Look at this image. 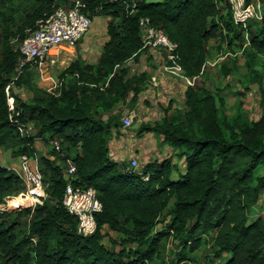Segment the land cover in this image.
I'll use <instances>...</instances> for the list:
<instances>
[{
	"label": "trees",
	"instance_id": "1",
	"mask_svg": "<svg viewBox=\"0 0 264 264\" xmlns=\"http://www.w3.org/2000/svg\"><path fill=\"white\" fill-rule=\"evenodd\" d=\"M62 1L67 0H36L37 6L16 31L3 18L0 144L13 138L17 157L26 153L38 158L46 195L33 207L0 211V264H154L163 241L172 238L183 251H193L206 241V234H211L213 256L223 257L220 264H264V216L249 217L264 191L261 85L262 112L255 119L241 107L228 114L224 96L189 85L187 109L180 119L164 115L140 125L141 131L162 135L180 164L165 157L142 165L141 170L123 169L108 155L106 132L116 121L111 115L103 119L98 112L99 108L111 111L141 89L145 76L129 74L126 65L145 48L141 17H148L175 44L173 53L185 76L203 74L211 40L217 48L232 47L237 41L243 44L246 35V65L261 78L264 60L260 74L251 63L264 56V15L243 26L233 21L227 0H84L90 18L111 17L109 38L96 62L78 57L59 72V94L36 87L31 101H25L13 91L19 120L32 124L29 134H21L9 119L5 95L21 56L11 40L18 37L20 42L34 30L37 19L63 5ZM30 67L28 63L13 80V88ZM55 138L61 140V149L51 148L62 164L36 151V139ZM68 158L76 166L73 183L93 187L102 203L96 231L90 235L77 233L75 216L62 204ZM23 191L17 172L0 164V202ZM17 214L28 218L22 234ZM160 221L164 227L155 230ZM104 227L125 233L133 249L117 251L104 245L100 241Z\"/></svg>",
	"mask_w": 264,
	"mask_h": 264
},
{
	"label": "rangeland",
	"instance_id": "2",
	"mask_svg": "<svg viewBox=\"0 0 264 264\" xmlns=\"http://www.w3.org/2000/svg\"><path fill=\"white\" fill-rule=\"evenodd\" d=\"M252 2L257 8L259 6L260 16L264 15V0H246ZM65 2L62 1V4ZM37 6L36 0H0V39L2 38L3 18L9 21L8 28L16 31L18 26L27 15L31 14ZM223 8V12H225ZM261 18V17H260ZM260 18H253L258 20ZM112 21L110 16L96 15L91 18V25L79 40L75 54L69 58L60 57L53 65L47 66L46 71L52 77H57L59 72L64 69L72 60L81 57L84 62L93 63L97 61L104 43L108 40L107 25ZM114 21V20H113ZM159 36V35H158ZM143 38L147 41L146 32L143 31ZM155 38V37H154ZM152 37L151 40H154ZM14 47L19 45L18 37H12ZM248 38L245 35L243 44L236 42L232 47L222 45L217 48V42H209V54L203 67V74L196 76L190 84L187 80L181 78L166 66L172 63L170 55L173 49L159 43L155 46L148 44L137 57L127 61L129 74L145 76L141 83V89L133 97L129 94L124 99L117 102L109 112L98 109L99 115L106 119L108 115L114 117L116 124L110 126L106 132L107 147L109 158L116 161L120 167L125 169L132 164V159H136L135 170H141L142 165L153 160L160 161L165 157L171 158L172 162L180 164L175 152L167 143L163 142V136L147 130H139L141 124L153 123L167 115L171 120H178L183 116L186 106V88L191 85L195 88H206L214 93L225 97V109L228 114H232L238 107L252 119L259 117L262 108L259 105L260 91L259 85L264 88V75L258 77L250 71L246 65L245 49ZM241 44V45H240ZM262 60H252V68L260 74L263 67ZM48 83L43 80L39 73L33 68L26 72L21 83L16 84L13 91L23 100L31 101L35 88L47 89ZM133 111V124L138 123L137 127L124 126L122 117ZM32 126V124H30ZM36 151L39 156H49L56 163H61V157L54 156L52 148L48 142L42 139L35 140ZM16 144L12 139L6 140L0 144V163L4 164L11 158H17ZM74 151H69L73 155ZM182 168L181 166H179ZM19 195V194H18ZM26 195V194H25ZM12 197H5L0 202V211L8 210L18 212L20 209L33 207L31 202L24 204L12 203ZM8 202V204H7ZM257 215L264 216V191L258 203L250 213V219ZM21 222L18 233L22 234L27 228V216L16 215ZM164 227L162 221L158 222L155 230ZM103 238L101 242L104 245L111 246L119 251L122 249H133V244L128 242L127 235L119 231H111L104 227L102 229ZM204 241L196 250L190 251L189 248L183 251L172 238L163 241L160 247V254L155 258L154 264H220L223 257L213 256V250L210 246L211 234L204 236ZM55 245V239L52 241ZM183 256L184 259L179 257ZM127 258V257H126Z\"/></svg>",
	"mask_w": 264,
	"mask_h": 264
},
{
	"label": "built area",
	"instance_id": "3",
	"mask_svg": "<svg viewBox=\"0 0 264 264\" xmlns=\"http://www.w3.org/2000/svg\"><path fill=\"white\" fill-rule=\"evenodd\" d=\"M227 1L232 8L233 21L236 23L246 26L249 19L261 17L259 6L257 5L256 8L252 2L248 3L246 0ZM85 9L84 0H67L65 4L57 7L46 17L37 19L34 30L29 31L19 42L18 49L21 56L13 80L29 63L49 84L46 90L59 94L61 81L58 76L54 78L49 75L46 68L49 65L53 66L62 56L69 58L75 54L79 40L91 25V18ZM139 24L148 37L147 41L143 38L144 47L148 44L155 46L162 43L174 49L175 44L170 41L167 34L161 28L151 25L148 17H141ZM152 37H155L154 40H151ZM170 57L172 63L166 68L192 84L195 77H187L183 74L174 53ZM13 80L5 86L8 116L21 134H29L31 125H26L19 120V110L16 107L13 94ZM133 117V111H128L122 117L124 126L130 127L133 124ZM48 142L54 149L58 151L61 149L60 139L55 138ZM136 164V159H132V164L127 169L135 170ZM11 169L16 171L21 178L24 191L20 194H29L33 198L31 201L33 206L41 203L46 193L38 158L21 153L18 156L17 165ZM75 171L76 166L73 160L68 158L63 170L66 185L62 195V204L70 214L75 216L77 233L90 235L96 231V213L101 211L102 203L93 187L78 186L73 183Z\"/></svg>",
	"mask_w": 264,
	"mask_h": 264
},
{
	"label": "bare ground",
	"instance_id": "4",
	"mask_svg": "<svg viewBox=\"0 0 264 264\" xmlns=\"http://www.w3.org/2000/svg\"><path fill=\"white\" fill-rule=\"evenodd\" d=\"M33 198L29 194H19L13 198L12 203L14 204H24L26 202H31Z\"/></svg>",
	"mask_w": 264,
	"mask_h": 264
},
{
	"label": "crops",
	"instance_id": "5",
	"mask_svg": "<svg viewBox=\"0 0 264 264\" xmlns=\"http://www.w3.org/2000/svg\"><path fill=\"white\" fill-rule=\"evenodd\" d=\"M35 146H37V145L35 144ZM17 163H18V157L16 159L15 158H13V159L11 158L10 160H7L6 163H4L3 165L11 168V167L17 165ZM0 164H2V163H0Z\"/></svg>",
	"mask_w": 264,
	"mask_h": 264
},
{
	"label": "water",
	"instance_id": "6",
	"mask_svg": "<svg viewBox=\"0 0 264 264\" xmlns=\"http://www.w3.org/2000/svg\"><path fill=\"white\" fill-rule=\"evenodd\" d=\"M139 124L138 123H134L133 124V127H137Z\"/></svg>",
	"mask_w": 264,
	"mask_h": 264
}]
</instances>
